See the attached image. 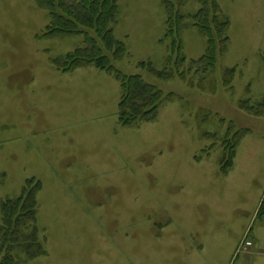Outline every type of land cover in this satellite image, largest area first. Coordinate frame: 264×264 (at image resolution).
Here are the masks:
<instances>
[{
    "label": "rangeland",
    "instance_id": "374dc122",
    "mask_svg": "<svg viewBox=\"0 0 264 264\" xmlns=\"http://www.w3.org/2000/svg\"><path fill=\"white\" fill-rule=\"evenodd\" d=\"M217 2L229 43L213 70L188 72L207 37L192 21L198 0H187L185 76L161 80L139 64L166 67L162 0H118L114 32L127 53L113 65L162 92L155 121L123 126L114 75L54 64L84 36H46L39 0H0V224L3 201L30 178L42 185L46 253L19 254L22 264H241L249 249L264 253V108L242 105L264 99V0Z\"/></svg>",
    "mask_w": 264,
    "mask_h": 264
},
{
    "label": "trees",
    "instance_id": "16d2710c",
    "mask_svg": "<svg viewBox=\"0 0 264 264\" xmlns=\"http://www.w3.org/2000/svg\"><path fill=\"white\" fill-rule=\"evenodd\" d=\"M48 11L49 24L46 36H84L83 46L54 60L58 69L64 72L92 65L100 71L115 76L120 83L119 120L123 126L138 122L150 123L156 120L162 102V92L147 83L140 75H127L118 71L113 61L121 59L127 53L126 44L115 36L114 26L119 13L118 0H39ZM187 0H162L167 21L164 39H170L166 67L156 70L151 62H142L139 67L149 71L161 80L175 76L184 77L185 71H179L187 59L182 53L180 32L188 17L180 13ZM200 9L192 17L193 25L207 37V48L198 60H191L188 72L203 75L213 70L219 54L229 43L227 35L229 22L223 18L217 0H198ZM187 72V71H186ZM231 75L235 70L230 71ZM172 98V95H169ZM243 108L256 112L264 108L261 103L243 102ZM236 144L227 145L222 156L221 171L227 174L234 166ZM40 181L30 178L26 181L20 196L1 203L0 224V264H22L17 255L24 256L23 261H33L45 255L44 243L38 226L37 196L41 190ZM264 213V198L258 215Z\"/></svg>",
    "mask_w": 264,
    "mask_h": 264
},
{
    "label": "crops",
    "instance_id": "0c3cea01",
    "mask_svg": "<svg viewBox=\"0 0 264 264\" xmlns=\"http://www.w3.org/2000/svg\"><path fill=\"white\" fill-rule=\"evenodd\" d=\"M249 247H251V246H249ZM249 250L246 252L247 257L244 259V261L241 264H264V253H262V252H260V253H253V252H250ZM251 255L257 257L255 260H253L252 263L250 262V256Z\"/></svg>",
    "mask_w": 264,
    "mask_h": 264
},
{
    "label": "built area",
    "instance_id": "2783aa9c",
    "mask_svg": "<svg viewBox=\"0 0 264 264\" xmlns=\"http://www.w3.org/2000/svg\"><path fill=\"white\" fill-rule=\"evenodd\" d=\"M247 246H251V244H247Z\"/></svg>",
    "mask_w": 264,
    "mask_h": 264
}]
</instances>
